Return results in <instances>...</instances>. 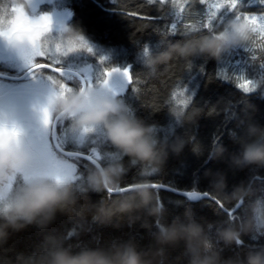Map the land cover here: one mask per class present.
Segmentation results:
<instances>
[{
    "label": "trees",
    "instance_id": "1",
    "mask_svg": "<svg viewBox=\"0 0 264 264\" xmlns=\"http://www.w3.org/2000/svg\"><path fill=\"white\" fill-rule=\"evenodd\" d=\"M9 2L6 22L20 12L24 17L26 14L29 17L41 14L49 15L52 19L51 29L41 32L40 39L57 34L56 38L69 41L71 39L65 35V29H71L78 34V40L81 41V37H83L88 44L112 54V57L105 60L103 64H98V61L93 59L94 62L86 60L84 64L69 67L60 66L61 68L73 70L81 77L85 75L83 71L87 69V75L93 84L101 78V71L106 67L121 70L126 67L129 68L133 76L141 73V80L136 84L141 99L133 94L131 86L126 83L124 90L113 100L127 109L125 115L145 127L154 128L152 140L155 147L162 153V163L156 170H153V167L149 165L132 164L127 156L114 147L105 146L108 144L107 141H104L102 145L90 146L97 147L100 155L104 157L99 163L101 167L109 165L123 167L124 173L121 177L120 188L124 183L131 184L134 180L141 179L139 172L148 169L153 172L148 177L149 181L140 180L134 185L158 182L182 192L195 187L200 193H210L225 207H231L243 200L245 203L240 209L233 212L234 216H239L238 219H225L224 215L220 213L215 199L204 198L189 202L182 195L163 189L154 191L150 188L156 203L162 206V215L158 221L148 216L145 211L139 210L131 214V222L129 216H114L110 224L102 225L93 219L92 209L102 203L111 205L113 201L120 198V195L113 194L109 198L104 191L91 190L89 186L87 187V177L95 170L96 166L81 168L77 174L82 175V180H67L76 200L70 213L57 211L45 226L40 227L33 223L25 225L19 230L7 227L5 222L0 220V227L5 232V238L0 243V264H16L17 257L21 256L25 259L36 257L45 251L49 241H56L60 247L73 253L81 249H107L117 245L131 244L138 252H145L149 249L160 251L163 254L160 258L161 264H186V260L182 256V245H178L174 249H156L154 241L158 223L167 225L174 219H183L186 215L205 224L207 241L205 255L218 256L220 264H226L229 261L233 264H242L247 253L264 250V217L253 216L251 213V207L255 201H264V167L236 166L232 162L233 158L241 151L242 145L250 142L246 135L247 125L252 124L264 128V95H262L264 85L258 82L257 91L244 97V102H241L243 93L235 88L234 83L215 78L216 73L223 70L221 61L226 53L238 56L246 63L249 58L248 54L246 56L242 53L237 54L234 49H229L221 54L219 60L206 55L181 57L174 54L167 64H152L150 62L155 57L167 52L171 45L194 43L204 38H210L219 30L201 34L199 28H193L185 38L170 37V42H165L161 48L157 49L160 37L151 29L137 33L130 20H135L136 26L140 27H143L148 21L141 20L136 16L125 18L118 10V7L121 9L132 8L134 5L123 3L116 5L112 0H57L52 4L42 5L38 11L31 13L22 0H7V3ZM136 2L139 4L142 0H136ZM178 2L180 0H177ZM238 11L243 14H261L264 13V4H261L260 0H240ZM151 14L155 15L156 13L153 11ZM159 23L162 22H158V25ZM145 45H147V49L144 48ZM263 50L258 48L255 51L256 54L258 53L257 63L261 58H264ZM177 57L180 58L179 62L176 60ZM189 61L192 62V68L184 72ZM38 65L43 64L35 63L31 65V68ZM244 68V73L251 76L252 70L249 66L245 65ZM41 69L33 71L23 80L12 81V83L18 85L26 79L28 81L29 78L38 82L34 79L35 73H40ZM41 71L43 72L39 75H47V71L44 69ZM225 71L230 75H235L230 69ZM19 75L21 74H13L14 77H19ZM65 75L72 76L71 83L76 85L75 89L78 88L77 77ZM144 79H147V85L143 83ZM178 80L177 87L185 90L183 97L173 94V91L176 93L180 91L178 88L173 90L171 87L172 83ZM75 91L78 92L80 89ZM189 99L190 103L186 107H181L183 101ZM213 109L214 112H212ZM61 121L62 119L59 120V122ZM259 142L264 143V140ZM90 147L78 150L87 151ZM215 147L224 148L218 157L214 155ZM174 148L178 150L173 151ZM114 153L121 154L119 161H111L105 155ZM19 181L24 185V181ZM78 185H82V189ZM241 187L249 194L240 201L226 202L222 199ZM129 194V192L122 193L123 196ZM244 210L245 213H243ZM247 222L252 224L251 235L250 231H241L240 245L237 243L225 245L217 238L219 230L232 227L240 231ZM145 223L148 225L147 228L143 227ZM70 233L71 235H69Z\"/></svg>",
    "mask_w": 264,
    "mask_h": 264
},
{
    "label": "clouds",
    "instance_id": "2",
    "mask_svg": "<svg viewBox=\"0 0 264 264\" xmlns=\"http://www.w3.org/2000/svg\"><path fill=\"white\" fill-rule=\"evenodd\" d=\"M250 32L247 23L230 22L223 31L210 38L183 45H171L167 52L155 57L150 63L167 64L174 54L181 57L206 55L219 60L222 53L247 43ZM65 35L74 42L79 39L78 34L71 29H65ZM49 108L58 119L71 121L72 126L80 131H91L102 127L106 140L135 164L149 165L156 170L162 163V153L152 140L154 128L145 127L125 115L127 109L107 95L90 90L75 93L61 92L50 98ZM246 135L250 142L242 145L239 154L233 158V164L264 167V143L259 142L264 140V128L248 124ZM177 150V148L173 149V151ZM222 152L221 147H215L216 157ZM32 159L31 153L24 146L22 135H16L14 141L6 143L0 149V201L3 202L0 204V220L13 230H19L33 223L43 227L57 211L70 213L76 203L67 180L47 177L26 181L24 186L8 198L7 185L10 178L18 173L23 174L31 165ZM123 173L124 169L120 165L107 167L97 165L88 175L87 183L91 190L120 195V198L111 205L102 203L93 208V219L99 224L107 225L114 216H129L131 222V214L143 210L158 221L162 215V206L156 203L148 185H133L128 196L122 195L120 183ZM220 187L222 188V185ZM248 194L241 187L222 199L226 202L240 201ZM251 213L253 216L264 217V201H255ZM143 227L147 228V223ZM157 227L158 231L154 234L156 249H174L182 245V256L186 264H220L218 256L205 255L207 241L206 226L203 222H197L186 215L183 219H174L167 225L158 223ZM251 229V222H247L240 231L224 228L217 232V238L225 245H231L238 243L241 231L248 232ZM4 238L5 232L0 227V243ZM162 255L160 251L151 249L138 252L131 244L107 249H81L73 253L60 247L56 241H49L43 253L28 259L17 257L16 264H161ZM226 264L233 262L229 261ZM242 264H264V250L247 253Z\"/></svg>",
    "mask_w": 264,
    "mask_h": 264
},
{
    "label": "snow or ice",
    "instance_id": "3",
    "mask_svg": "<svg viewBox=\"0 0 264 264\" xmlns=\"http://www.w3.org/2000/svg\"><path fill=\"white\" fill-rule=\"evenodd\" d=\"M114 4L123 3L125 5H134V7H125L123 9L118 7V10L128 18L130 16L139 17L141 20H147L148 23L143 25V27L136 26L135 20H130L135 26L137 33H143L148 29H151L156 35L160 37L157 49L161 48L165 42H170V37L179 36L182 39L190 34L191 29L199 28L201 34L206 32H214L220 29V26L225 23L226 17L229 14L234 13L229 20H242L249 24L252 34V42H255L256 37L259 36L261 41H264V13L259 15L256 14H243L238 11L240 0H142L141 3L137 4L136 0H112ZM261 4H264V0H260ZM33 3V0H32ZM10 6V2L5 5H0V13L5 14V19L7 20V10ZM202 6V7H201ZM144 9H148L145 11ZM35 10V9H34ZM155 11V15L151 13ZM221 13H224L222 16ZM26 19L29 24L36 27L37 31L35 35L38 36L41 32H45L51 29L52 19L49 15H38V16H28L26 14ZM158 22H162L159 23ZM147 49V45L144 46ZM260 48L264 49V43L260 44ZM80 49L92 53V48L88 45V42L81 37V44L74 47L72 51L79 52ZM249 54L248 66L252 70L251 76L241 72L238 75H230L225 70H220L216 73L215 78L224 82L234 83L236 89L243 93L241 102H244V97L249 94L255 93L257 91L258 82L264 85V58H261L259 63H257L258 57L252 47L246 45L243 49ZM68 51H62L57 55L53 50L49 49L44 56L36 57V63L43 64L44 67L41 69H50L47 72L46 77L58 83H63L65 92H72L74 88L71 86L72 76L67 77L66 83L64 80V70L59 66L61 63L60 58L68 56ZM37 58H41L37 60ZM104 57H101L98 61L103 64ZM179 62L180 58H176ZM31 67V66H30ZM192 68V62H187L186 71ZM36 71V69H32ZM40 70V74L43 72ZM58 74V75H57ZM113 74L121 76L124 81L131 86L133 94L141 99L138 94V89L136 84L141 80V73L133 76L129 68L120 70L118 68H103L101 71V78L93 84L91 78L85 74L83 77H78V88L95 91L97 94L115 96L116 93L109 86L110 78ZM76 75V74H74ZM143 83L147 85V79L143 80ZM178 81L172 83L171 87L173 90L177 89ZM75 89V90H76ZM180 89V88H178ZM173 94H178L183 97L185 95V90L180 89L178 93L173 91ZM190 103L189 100H184L181 107H186ZM166 106V104H165ZM159 110V109H157ZM33 111L37 115V119L40 128L34 130L31 135H28L25 130L19 126L16 122L11 123V134L22 135L25 148L31 153L33 159L31 165L23 173V180L26 182L28 180L37 179L41 177H47L49 179H63V180H82V175L77 174L81 168H89L92 166H97L104 157L100 155L97 147H90L87 151H80L84 147L86 140L98 129H93L91 131H81L76 132L70 125H66L65 122H59L50 119V113L44 108L39 107L33 108ZM215 110L213 109L212 112ZM212 114V113H210ZM47 125V127H45ZM63 126L68 128L70 133L75 135V143L64 142L63 139H57V128ZM5 130H9L7 123L4 125ZM51 130V135L49 131ZM99 139V137L97 138ZM97 139L91 140V144L95 145ZM215 144V142H214ZM107 159L112 161H119L121 158L120 153H114L111 155L105 154ZM87 163H84V162ZM132 164H135L132 161ZM153 174L152 171L148 169L139 172L141 179L134 180L131 184L124 183L121 185V193L127 194L131 191L132 186L140 180H148ZM16 177L10 178L7 185V192L11 193L13 189V184ZM82 189V185H78ZM151 187L154 191L165 187L160 183L151 182ZM176 191V189H172ZM108 197L111 198L115 193H107ZM182 195L186 198V201L199 200L202 197L207 199H215V203L218 205L220 213H222L225 219H238L239 216H234L233 212L236 209H240L245 201H241L238 204L232 205L231 207H225L223 203L216 198H213L210 193L204 192L200 193L195 187L191 190L183 191ZM2 203V201H0ZM224 220V219H223ZM71 235V233L69 234ZM255 239V237H253ZM241 244L240 241L237 243Z\"/></svg>",
    "mask_w": 264,
    "mask_h": 264
},
{
    "label": "rangeland",
    "instance_id": "4",
    "mask_svg": "<svg viewBox=\"0 0 264 264\" xmlns=\"http://www.w3.org/2000/svg\"><path fill=\"white\" fill-rule=\"evenodd\" d=\"M22 1L31 13L32 12L35 13L36 11H38V9L42 5L52 4L57 0H33V3H32V0H22ZM5 4H7V0H0V5H5ZM22 14H23L22 12H20L18 15L16 14V16L12 19V21L8 23V21L6 22L5 14L0 13V25H2L0 27L1 29L0 30V65H3V67H0V69L3 70L5 73L8 72L11 75L13 74L17 75V74L24 73L25 69L29 68L31 65L36 63V57L44 56L45 53L49 51V49L53 50L57 55H59V53L62 51H68L69 53L68 56L60 58L61 63L59 66H68V67L75 66L78 64H84L86 60L90 61L93 59L95 61H99L101 57H104L105 58L104 61H105L112 57L111 53L104 51V50L101 51V49L94 47L90 44L88 45L92 48L91 54L83 51V49H80L79 52L72 51L74 47H77L81 44V41L78 40L74 42L72 40H69V41L61 40L60 38H56L57 34L46 36L40 39V35L43 32L40 33L38 36H36L35 35V32L37 31L36 27L32 24H29L26 17H24ZM221 15L223 16L224 13H221ZM256 15H259V14H256ZM232 16H234V13L229 14L228 17H226L225 23L220 26L219 32L223 31L225 29V26L230 22L247 23L242 20H229L232 18ZM260 44H261V40L259 39V36L256 37L255 42H252V34L250 32V39L247 43H245L243 46L232 48V49H234L237 52V54L242 53V55L246 56V54L248 53H246L243 50L246 45H249L255 51L258 48H260ZM40 59L41 58H37V60H40ZM97 63L99 64V62ZM245 65H248V63H246L244 59H240L238 56H233L232 54H225L221 61V69L223 70L230 69L235 75H238L241 72H244ZM83 73L87 74L88 70L85 69ZM39 74H40L39 72L35 73L36 76ZM67 77L68 76L64 74V78L66 79ZM26 80H24L23 82H26ZM30 80L31 78L28 79V81ZM39 80L40 81L44 80L49 85H51L50 83H52V91H54L55 94H60L61 92H65L63 83H58L57 81H53L48 77L47 78L44 77V79L40 77ZM125 85H126V82L124 81V79L117 74H113V76L110 78L109 86L116 93L114 97H116L118 94H120L124 90ZM38 88H41V90L34 89V92H22L21 94L11 95V101L9 103H14L13 101L20 102V103L26 102V101L35 103L38 106V108L41 106L44 107L51 115L50 108H49L50 99L47 97L45 89L42 86H39ZM23 90H27V89H21L19 91H23ZM108 97L114 99L113 96H108ZM27 126H28V129H30V127L33 130L39 129L40 125H39L37 117L36 118L32 117L28 121ZM70 126L73 129H75L72 126L71 122H70ZM45 127H47V125H45ZM75 130L77 133L81 132L78 129H75ZM66 134H67L66 142H71L74 144L75 143L74 137L77 134L70 133L69 130L66 132ZM98 137L99 139H97ZM93 139H97V143L95 145L97 144L102 145L104 141H107L103 133L102 127L98 128V131L92 134L86 140L84 147L81 148L80 150L90 147V146H95L91 144V140ZM105 146L113 147L109 142ZM22 176L23 174H19V173L15 176L16 180L13 184V189L11 193H8V198L14 195L15 192L19 188L24 186L19 181V180L24 181Z\"/></svg>",
    "mask_w": 264,
    "mask_h": 264
},
{
    "label": "flooded vegetation",
    "instance_id": "5",
    "mask_svg": "<svg viewBox=\"0 0 264 264\" xmlns=\"http://www.w3.org/2000/svg\"><path fill=\"white\" fill-rule=\"evenodd\" d=\"M10 21H12L11 18L8 20V23H10ZM41 35H40V37H41ZM0 67H3V65H0ZM29 68H31V67H29ZM29 68L25 69L24 73ZM62 69H66V68H62ZM44 70L47 72L50 71V70H46V69H44ZM0 74L4 75V76H9V77L13 76V75L9 74L8 72L5 73L1 69H0ZM39 77H41L43 79H44V77L47 78L46 75L42 74V75H38L34 78L38 82L30 80V81L19 83L18 85H14V83H12V80L0 78V149H2L6 143L12 142L16 138V135L11 134V131H10L12 121L16 122L19 126H21L28 135H31L34 130L31 127H30V129H28L27 124H28V121L32 117L33 118L37 117L36 113L33 111L34 107L38 108V106L35 103H31V102H27V101L21 102V103H19V105H14V104L9 103L11 101V94L12 93L21 94L22 92H29L28 90H34V89L39 90L38 87L42 86L45 89V92H46L47 97L49 99L53 95H56L55 92L52 91V83H50L51 85H49L44 80L40 81ZM64 80L66 83H69L65 78H64ZM35 84H37V85L35 86ZM71 86L74 88V93H75L76 92L75 87H74L75 85L71 83ZM21 89H27V90L19 91ZM55 116L56 115L54 113H51L50 119H54ZM59 120L60 119H58V121ZM63 120L64 119H62L61 122H65L66 125H70L71 121H68V120L63 121ZM5 123H7L9 126V130H7V131L5 130V127H4ZM67 131H68V128H66V127H63V126L58 127L57 128V139H63L64 142H66V136H67L66 132ZM49 135H51V130L49 131Z\"/></svg>",
    "mask_w": 264,
    "mask_h": 264
},
{
    "label": "water",
    "instance_id": "6",
    "mask_svg": "<svg viewBox=\"0 0 264 264\" xmlns=\"http://www.w3.org/2000/svg\"><path fill=\"white\" fill-rule=\"evenodd\" d=\"M44 67V65H38V66H35V67H32V68H30V69H28L25 73H23L21 76H19V77H9V76H4V75H1L0 74V78H5V79H9V80H12V81H20V80H23L24 78H26L27 77V75H29L31 72H33V68L34 69H39V68H43ZM47 69V68H46ZM48 70H50V69H48ZM64 70V74H69V75H73V76H75V77H81L78 73H76L75 71H73V70H69V69H63ZM74 74H76V75H74ZM29 92H34V90H28ZM80 91H85V89H80ZM17 95V94H15V93H12L11 95ZM14 103H11V104H14V105H19V103L20 102H16V101H13ZM53 120H56V121H58V118L55 116V118L53 119ZM99 165V164H98ZM100 166V165H99ZM101 167V166H100ZM148 186H149V188H152L151 187V184H147ZM161 189H163V190H166V191H170V192H173V193H175V194H178V195H182V191H173L171 188H169V187H163V188H161ZM183 196V195H182ZM201 199H204L203 197L201 198ZM200 200V199H199ZM195 201H198V200H195Z\"/></svg>",
    "mask_w": 264,
    "mask_h": 264
},
{
    "label": "bare ground",
    "instance_id": "7",
    "mask_svg": "<svg viewBox=\"0 0 264 264\" xmlns=\"http://www.w3.org/2000/svg\"><path fill=\"white\" fill-rule=\"evenodd\" d=\"M112 12H113V11H112ZM254 44H255V43H254ZM99 46H100V45H99ZM101 51H102V50H101ZM141 51H142V50H141ZM255 51H256V50H255ZM261 51H262V50H261ZM263 51H264V50H263ZM128 52H129V51H128ZM138 52H140V51H138ZM141 53H142V52H141ZM226 54H227V53H226ZM257 54H258V53H257ZM257 54H256V55H257ZM127 56H128V55H127ZM137 56H138V55H137ZM239 56H240V55H239ZM259 56H260V54H259ZM241 57H242V56H241ZM138 58H139V57H138ZM143 58H144V57H143ZM244 58H245V57H244ZM247 58H248V57H247ZM133 62H134V61H133ZM106 68H107V67H106ZM125 68H126V67H124L123 69H125ZM244 69H245V68H244ZM247 69H248V68H247ZM120 70H121V69H120ZM216 72H217V71H216ZM189 73H190V72H189ZM201 73H202V72H201ZM185 74H186V73H185ZM190 74H191V73H190ZM189 77H190V76H189ZM215 80H216V79H215ZM199 83H200V82H199ZM169 85H170V84H169ZM260 86H261V85H260ZM220 91H221V90H220ZM256 96H257V95H256ZM258 98H260V97H258ZM229 104H230V103H229ZM230 105H231V104H230ZM127 108H128V107H127ZM226 108H227V106H226ZM224 111H225V110H224ZM226 111H228V110H226ZM163 114H164V112H163ZM201 115H202V114H201ZM167 123H168V122H167ZM224 127H225V126H224ZM223 131H224V130H223ZM154 136H155V135H154ZM157 136H158V135H157ZM216 140H217V139H216ZM216 140H215V141H216ZM216 143H217V142H216ZM165 146H166V144H165ZM162 148H163V147H162ZM212 148H213V145H212ZM222 148H223V147H222ZM223 149H224V148H223ZM163 150H164V149H163ZM212 150H213V149H212ZM193 175H194V174H193ZM263 175H264V174H263ZM170 178H171V177H170ZM257 180H258V179H257ZM260 181H261V180H260ZM260 181H258V182H260ZM193 182H194V181H193ZM193 182H192V183H193ZM255 183H257V182H255ZM261 183H262V182H261ZM87 187H88V185H87ZM263 189H264V188H263ZM262 195H263V194H262ZM213 196H214V195H213ZM262 200H263V199H262ZM243 201H244V200H243ZM247 201H248V200H247ZM247 201H246V202H247ZM185 202H186V201H185ZM244 208H245V207H244ZM245 209H246V208H245ZM241 210H242V209H241ZM247 210H248V209H247ZM249 210H250V209H249ZM243 213H245V210H244ZM250 217H251V216H250ZM253 218H254V217H253ZM231 221H232V220H231ZM215 222H216V221H215ZM242 222H243V221H242ZM218 223H219V222H218ZM223 223H224V222H223ZM254 223H255V222H254ZM256 223H258V222H256ZM209 224H210V223H209ZM209 224H208V225H209ZM212 225H213V224H212ZM212 225H211V226H212ZM225 225H226V224H225ZM228 225H230V224H228ZM226 226H227V225H226ZM232 226H233V225H232ZM212 227H214V226H212ZM218 227H219V226H218ZM231 228H232V227H231ZM254 228H256L255 225H254ZM263 228H264V227H263ZM263 228H262V229H263ZM216 229H217V228H216ZM253 230H255V229H253ZM253 230H252V231H253ZM255 231H256V230H255ZM256 232H257V231H256ZM258 232H259V231H258ZM213 233H214V232H213ZM262 233H263V232H262ZM250 235H251V231H250ZM207 236H209V235H207ZM28 238H29V237H28ZM28 238H27V239H28ZM263 238H264V237H263ZM263 238H262V239H263ZM258 239H259V238H258ZM262 239H260V240H262ZM261 246H262V245H261ZM261 251H262V250H261Z\"/></svg>",
    "mask_w": 264,
    "mask_h": 264
}]
</instances>
